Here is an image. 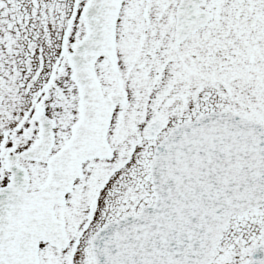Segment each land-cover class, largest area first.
<instances>
[{
  "label": "snow or ice",
  "instance_id": "1",
  "mask_svg": "<svg viewBox=\"0 0 264 264\" xmlns=\"http://www.w3.org/2000/svg\"><path fill=\"white\" fill-rule=\"evenodd\" d=\"M0 264H264V0H0Z\"/></svg>",
  "mask_w": 264,
  "mask_h": 264
}]
</instances>
